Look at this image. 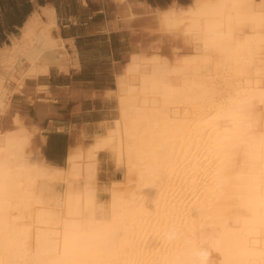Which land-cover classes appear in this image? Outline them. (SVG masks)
I'll list each match as a JSON object with an SVG mask.
<instances>
[{"label": "bare ground", "instance_id": "1", "mask_svg": "<svg viewBox=\"0 0 264 264\" xmlns=\"http://www.w3.org/2000/svg\"><path fill=\"white\" fill-rule=\"evenodd\" d=\"M113 4L102 30L131 39L110 121L63 165L40 149L66 112L44 78L81 53L53 7L0 47V264H264V0Z\"/></svg>", "mask_w": 264, "mask_h": 264}, {"label": "rangeland", "instance_id": "2", "mask_svg": "<svg viewBox=\"0 0 264 264\" xmlns=\"http://www.w3.org/2000/svg\"><path fill=\"white\" fill-rule=\"evenodd\" d=\"M145 1L151 6L164 7L172 0ZM175 1L181 5L185 1L189 2L190 0ZM83 5L86 6L83 16L85 18L84 26L86 25L87 27V33L77 40V44L74 43V45L82 55L81 66L84 68L80 73L72 76V82L77 87H92L99 91L106 89V92L107 90H111L113 85L112 73L125 61V57L130 51L129 40L131 38L124 36V29H110L108 32L102 30L108 20L112 21L115 18L114 14H112L114 8L113 0H88ZM80 6V3H72L71 12L78 16ZM135 13L138 12L135 11ZM139 20H141V23L142 19ZM146 22L147 20H144L141 25ZM91 25H94V27H90ZM71 30L74 33L76 28L72 27ZM141 38H144V41L141 39V44L143 43L144 48H149L157 43L156 37H153L152 34L150 36V33H147L146 38L143 35ZM59 83L62 84L63 82ZM33 100L40 102L39 104L42 105L46 102L42 95ZM49 100L57 103V105L65 106L66 112L64 114H55L44 121L40 128V133L44 136V142L40 145V149L45 159L46 157L53 158V162L63 165L67 146L73 144L75 139L78 140L82 128L92 127V125H97L102 121L108 122L110 118L101 112L102 105L97 101L93 103L89 101L84 106L82 112L79 113V111H74V106L73 108L70 107L69 103L53 100L52 97H49ZM106 101L108 99H105L103 106L105 110H109L110 105L108 106ZM93 105L96 107L95 111H92Z\"/></svg>", "mask_w": 264, "mask_h": 264}, {"label": "crops", "instance_id": "3", "mask_svg": "<svg viewBox=\"0 0 264 264\" xmlns=\"http://www.w3.org/2000/svg\"><path fill=\"white\" fill-rule=\"evenodd\" d=\"M134 1L149 4L145 0ZM74 2L81 4L78 16L71 12V4ZM87 2L88 0H0V47L3 45H9L11 37H18L20 35V29L26 20L35 11L44 7H53L55 10L60 27L58 32L59 37L64 40L72 39L73 44H77V40L81 39L82 36L87 33V27L86 25L84 26L85 18L83 16L86 9V6L83 4H86ZM139 9V7L134 6V10L136 12L142 11ZM72 27L76 28L74 33L71 30ZM68 50L70 49L68 48ZM83 68V66H80L78 69L71 71V74L50 71V73L44 78L49 85L51 84L53 86V89L49 88V90H51V95L49 96L52 97L53 100L69 103V106L73 108V98L78 97L82 89L85 91L89 89V91L91 90L92 92V96L90 93L88 97H85L82 102H80L79 109L77 111L81 113L84 106L88 104L89 101L90 103L97 101L102 105L101 112H104L105 108L103 103L106 98L104 94L106 89L99 91L92 87L84 88L82 86L77 87L73 85L72 76L80 73ZM59 82L63 83L60 84ZM95 108L96 107L93 105L92 111H95Z\"/></svg>", "mask_w": 264, "mask_h": 264}, {"label": "trees", "instance_id": "4", "mask_svg": "<svg viewBox=\"0 0 264 264\" xmlns=\"http://www.w3.org/2000/svg\"><path fill=\"white\" fill-rule=\"evenodd\" d=\"M187 3H188V1H185V2L182 3L181 5H186ZM46 160H47V161H53L54 159H53V158L46 157Z\"/></svg>", "mask_w": 264, "mask_h": 264}]
</instances>
